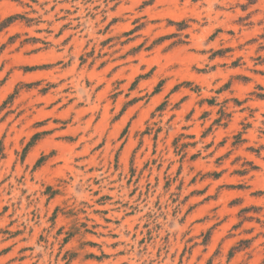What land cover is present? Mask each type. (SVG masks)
<instances>
[{
  "label": "rangeland",
  "instance_id": "rangeland-1",
  "mask_svg": "<svg viewBox=\"0 0 264 264\" xmlns=\"http://www.w3.org/2000/svg\"><path fill=\"white\" fill-rule=\"evenodd\" d=\"M0 264H264V0H0Z\"/></svg>",
  "mask_w": 264,
  "mask_h": 264
},
{
  "label": "trees",
  "instance_id": "trees-1",
  "mask_svg": "<svg viewBox=\"0 0 264 264\" xmlns=\"http://www.w3.org/2000/svg\"><path fill=\"white\" fill-rule=\"evenodd\" d=\"M13 20V17L9 18L6 23H10Z\"/></svg>",
  "mask_w": 264,
  "mask_h": 264
}]
</instances>
